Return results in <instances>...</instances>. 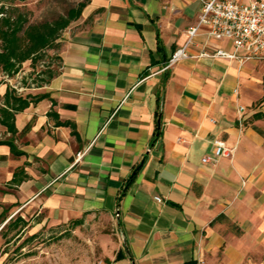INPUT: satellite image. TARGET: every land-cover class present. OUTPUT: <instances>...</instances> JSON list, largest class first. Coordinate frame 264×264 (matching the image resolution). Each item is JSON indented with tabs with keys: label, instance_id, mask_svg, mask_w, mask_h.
<instances>
[{
	"label": "crops",
	"instance_id": "1",
	"mask_svg": "<svg viewBox=\"0 0 264 264\" xmlns=\"http://www.w3.org/2000/svg\"><path fill=\"white\" fill-rule=\"evenodd\" d=\"M200 7L87 0L47 83L1 80L0 109L9 89L30 103L15 132L0 117V202L38 228L112 219L120 243L103 264H264V58L196 57L245 54L201 28L165 69ZM215 140L233 153L204 162Z\"/></svg>",
	"mask_w": 264,
	"mask_h": 264
},
{
	"label": "rangeland",
	"instance_id": "2",
	"mask_svg": "<svg viewBox=\"0 0 264 264\" xmlns=\"http://www.w3.org/2000/svg\"><path fill=\"white\" fill-rule=\"evenodd\" d=\"M81 1L0 0V8L4 7L0 18L20 12L28 20L26 25L53 22L61 15H66L71 8L77 7ZM46 54L48 57L35 67L31 61H25L12 76L3 73L0 68V81L11 79L19 91L20 85L33 84L38 71L44 69L45 65L57 63L53 50L47 49ZM17 80L20 84H16ZM17 209L0 202V264H103L120 243L116 223L99 213L85 215L78 220L46 223L38 228L40 217L15 216ZM18 217L25 222L17 220ZM10 219L12 221L7 224Z\"/></svg>",
	"mask_w": 264,
	"mask_h": 264
},
{
	"label": "trees",
	"instance_id": "3",
	"mask_svg": "<svg viewBox=\"0 0 264 264\" xmlns=\"http://www.w3.org/2000/svg\"><path fill=\"white\" fill-rule=\"evenodd\" d=\"M86 2L87 0L79 2L77 7L71 8L66 15H61L53 22L26 25L28 20L23 13L15 12V14L3 15L0 18V68L2 72L12 76L20 70L25 61H31V65L35 67L48 57L46 50L58 47V38L69 24L80 16ZM16 10L18 11V9ZM0 13H4L3 6L0 8ZM55 74L56 71L52 69L51 65H45V68L36 74L33 85L47 83ZM29 103L30 101L26 98L17 95L14 89H9L6 92L5 104L8 108L0 109V117L9 131H16L15 114L29 106ZM14 151L19 153L17 150ZM141 164L136 166L128 183L135 178ZM16 175L18 173H15L14 181L19 182ZM18 219L23 221L20 217Z\"/></svg>",
	"mask_w": 264,
	"mask_h": 264
},
{
	"label": "built area",
	"instance_id": "4",
	"mask_svg": "<svg viewBox=\"0 0 264 264\" xmlns=\"http://www.w3.org/2000/svg\"><path fill=\"white\" fill-rule=\"evenodd\" d=\"M200 1L201 7L197 24L187 31L185 45L173 53L165 63V69L191 56L188 48L201 28H206L208 35L214 39L231 40L236 50H244L245 54L238 56L235 53L231 54L218 49L214 53L203 50L196 57L239 58L241 61L264 58V0L248 2L239 0ZM0 106H3L1 101ZM214 144L213 155L205 157L204 162L216 161L220 157L232 155L233 149L227 147L224 141L215 140Z\"/></svg>",
	"mask_w": 264,
	"mask_h": 264
}]
</instances>
